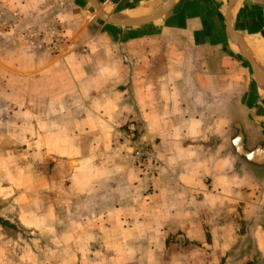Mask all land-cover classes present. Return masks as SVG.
Listing matches in <instances>:
<instances>
[{"label":"crops","instance_id":"1","mask_svg":"<svg viewBox=\"0 0 264 264\" xmlns=\"http://www.w3.org/2000/svg\"><path fill=\"white\" fill-rule=\"evenodd\" d=\"M162 2L126 0L134 7L127 11L117 1L111 12L122 22L147 20ZM227 8L244 44L227 33ZM127 15L135 18H115ZM245 47L264 80V0H173L149 22H105L78 73L58 78L48 95L19 100L28 130L9 124L35 137L29 146L53 161L55 182L50 204L18 205L17 220L54 230L51 243L64 245L56 264H264V104L257 101L264 87ZM39 68L34 62L31 70ZM228 122L227 143L215 139ZM125 128L153 150L147 172L106 153ZM173 245L194 253L170 254ZM124 246L138 249L114 253ZM24 257L0 251V264H26Z\"/></svg>","mask_w":264,"mask_h":264},{"label":"rangeland","instance_id":"2","mask_svg":"<svg viewBox=\"0 0 264 264\" xmlns=\"http://www.w3.org/2000/svg\"><path fill=\"white\" fill-rule=\"evenodd\" d=\"M90 1L98 9L87 0H0V251L13 257L21 253L25 256L23 262L26 264H56L54 258L58 248H64V245L55 246L51 243L55 235L53 229H44L42 232L24 228L17 220L18 205L32 207L36 202L50 204L48 186L55 182L52 176L55 170L53 161L45 153L41 159L39 156L34 157L29 143H33L35 137H30L31 133L27 131L19 132L9 121H21L22 128L28 130L26 122L29 119L17 116L16 113L19 108L23 110V107H19V100L27 96L38 95L41 98L42 95H48L60 86L58 78L78 73L76 64L82 56L85 57L83 49L89 43L96 44L98 30L105 23L98 11L112 16L111 11L117 1H121L122 6L116 8L127 11L134 8L129 7V4L124 5L126 0ZM34 62L40 65L36 71L31 70ZM51 67L54 72L52 75ZM258 95L257 101L264 104L259 91ZM229 126V122L226 123L227 134H216L215 139H224L227 143ZM110 140L106 153L111 149L113 158H116L115 154L124 155L133 171L147 172L145 168L150 163L136 161L131 156L134 147L147 146L142 134H134L125 128L122 135L118 134L117 138ZM23 175H29V181H21ZM33 186H37L34 194ZM19 191L26 194L21 201L16 196ZM28 215L33 216L26 214L25 217L28 218ZM61 229L56 232L65 231V228ZM235 234L241 235L240 230ZM236 244L237 250L234 249V253L241 247L240 241L234 242V248ZM125 248L134 251L138 249L124 246L115 247L113 251H125ZM182 249L173 245L170 254L175 250L183 255L194 253L191 248ZM18 262L21 261L11 258V261L4 263ZM223 263L221 260L217 264ZM106 264H144V261H107ZM202 264L209 263L203 261Z\"/></svg>","mask_w":264,"mask_h":264},{"label":"water","instance_id":"3","mask_svg":"<svg viewBox=\"0 0 264 264\" xmlns=\"http://www.w3.org/2000/svg\"><path fill=\"white\" fill-rule=\"evenodd\" d=\"M92 6L95 7V9H98L97 6L90 0H87ZM173 2V0H163L161 7L159 8L158 11L154 12L147 20H132V21H128V22H122V21H118L116 19L113 18V16L111 15H106L101 11H98V15L100 16V18L102 20H104L107 23L110 24H117V25H121V26H131V25H138L141 23H145V22H149L154 20L157 16H159L171 3ZM230 7V4L228 5V8ZM225 12V20H226V30L227 33L229 35V37H233L237 40H239L241 43L244 44L243 39H242V35L235 32L229 24V17L227 16V10ZM246 48V47H245ZM245 56L246 61L249 64L251 73H252V77L255 81V83L257 84L258 88L260 89L261 87H264V80H262V78L259 76L258 72L256 71L253 62H252V57L250 54V51L246 48L245 52L243 53Z\"/></svg>","mask_w":264,"mask_h":264},{"label":"built area","instance_id":"4","mask_svg":"<svg viewBox=\"0 0 264 264\" xmlns=\"http://www.w3.org/2000/svg\"><path fill=\"white\" fill-rule=\"evenodd\" d=\"M131 156L136 161L152 163L155 160L154 152L145 145H138L131 151Z\"/></svg>","mask_w":264,"mask_h":264},{"label":"bare ground","instance_id":"5","mask_svg":"<svg viewBox=\"0 0 264 264\" xmlns=\"http://www.w3.org/2000/svg\"><path fill=\"white\" fill-rule=\"evenodd\" d=\"M128 16V15H127ZM147 16V15H146ZM128 17H131V18H128ZM128 17H115V18H119V19H126V20H130V19H132V18H135V17H133V16H128ZM260 54V53H259ZM257 60V59H256ZM260 60H261V54H260ZM260 60H258V61H260Z\"/></svg>","mask_w":264,"mask_h":264}]
</instances>
